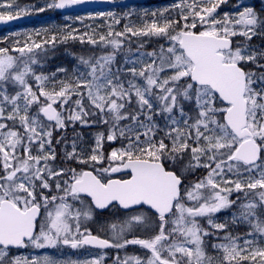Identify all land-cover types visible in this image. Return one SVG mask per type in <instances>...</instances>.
Returning <instances> with one entry per match:
<instances>
[{
	"label": "snow or ice",
	"instance_id": "obj_1",
	"mask_svg": "<svg viewBox=\"0 0 264 264\" xmlns=\"http://www.w3.org/2000/svg\"><path fill=\"white\" fill-rule=\"evenodd\" d=\"M22 18L0 264H264V0H0Z\"/></svg>",
	"mask_w": 264,
	"mask_h": 264
},
{
	"label": "water",
	"instance_id": "obj_2",
	"mask_svg": "<svg viewBox=\"0 0 264 264\" xmlns=\"http://www.w3.org/2000/svg\"><path fill=\"white\" fill-rule=\"evenodd\" d=\"M141 2H142V0H141ZM101 7H107V6H101ZM31 21L32 20H29L27 18H22V19L17 20V21H11L7 25L0 24V30L15 28L17 26H21L23 24L30 23Z\"/></svg>",
	"mask_w": 264,
	"mask_h": 264
},
{
	"label": "trees",
	"instance_id": "obj_3",
	"mask_svg": "<svg viewBox=\"0 0 264 264\" xmlns=\"http://www.w3.org/2000/svg\"><path fill=\"white\" fill-rule=\"evenodd\" d=\"M30 25V23L29 24H26V25H22V26H20V27H25V26H29ZM20 27H17V28H20ZM4 31H6V30H1L0 31V34H2Z\"/></svg>",
	"mask_w": 264,
	"mask_h": 264
},
{
	"label": "rangeland",
	"instance_id": "obj_4",
	"mask_svg": "<svg viewBox=\"0 0 264 264\" xmlns=\"http://www.w3.org/2000/svg\"><path fill=\"white\" fill-rule=\"evenodd\" d=\"M33 23H35V21L31 22L29 26H31ZM25 27H28V26H25ZM20 28H22V27H20ZM13 29H15V28H13ZM9 30H12V29H9Z\"/></svg>",
	"mask_w": 264,
	"mask_h": 264
},
{
	"label": "flooded vegetation",
	"instance_id": "obj_5",
	"mask_svg": "<svg viewBox=\"0 0 264 264\" xmlns=\"http://www.w3.org/2000/svg\"><path fill=\"white\" fill-rule=\"evenodd\" d=\"M29 24V23H28ZM24 25H26V24H24Z\"/></svg>",
	"mask_w": 264,
	"mask_h": 264
}]
</instances>
